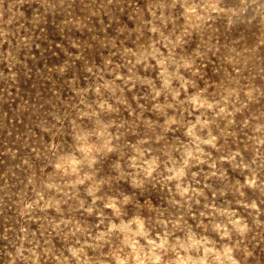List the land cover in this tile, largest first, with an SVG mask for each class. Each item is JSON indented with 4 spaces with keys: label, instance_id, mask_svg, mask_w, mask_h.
Listing matches in <instances>:
<instances>
[{
    "label": "clouds",
    "instance_id": "9594fccd",
    "mask_svg": "<svg viewBox=\"0 0 264 264\" xmlns=\"http://www.w3.org/2000/svg\"><path fill=\"white\" fill-rule=\"evenodd\" d=\"M0 264H264V0H0Z\"/></svg>",
    "mask_w": 264,
    "mask_h": 264
},
{
    "label": "rangeland",
    "instance_id": "374dc122",
    "mask_svg": "<svg viewBox=\"0 0 264 264\" xmlns=\"http://www.w3.org/2000/svg\"><path fill=\"white\" fill-rule=\"evenodd\" d=\"M51 35H52L54 38H57V39H58V37L55 36V33H52Z\"/></svg>",
    "mask_w": 264,
    "mask_h": 264
}]
</instances>
